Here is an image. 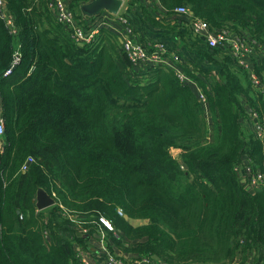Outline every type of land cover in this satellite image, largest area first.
Masks as SVG:
<instances>
[{
  "label": "trees",
  "instance_id": "1",
  "mask_svg": "<svg viewBox=\"0 0 264 264\" xmlns=\"http://www.w3.org/2000/svg\"><path fill=\"white\" fill-rule=\"evenodd\" d=\"M2 1L11 26L0 16V264H80L77 248L100 242V217L113 227L102 228L105 247L121 259L264 264V56L245 69L190 28L199 19L258 48L264 0L125 3L139 44L149 49L145 28L156 29L171 52L192 53L177 64L190 82L164 66H131L123 24L78 45L54 0ZM68 2L78 26L95 27ZM239 164L263 181L246 187ZM38 189L55 205L38 211Z\"/></svg>",
  "mask_w": 264,
  "mask_h": 264
},
{
  "label": "built area",
  "instance_id": "2",
  "mask_svg": "<svg viewBox=\"0 0 264 264\" xmlns=\"http://www.w3.org/2000/svg\"><path fill=\"white\" fill-rule=\"evenodd\" d=\"M126 1L127 0H122L123 6ZM153 1L155 0H145V2L148 4H151ZM123 6L117 15L101 13L100 15L94 17L96 18L95 27L86 31L78 26L75 20V15L69 5L66 3V0H54L51 3V10L55 15L56 21L69 29L70 39L78 45L90 43L93 40V36L98 33L100 27L114 28L113 25L115 26V24H123L121 26L122 31H116H118L120 35L122 34L121 49L131 66L137 67L145 63H150L156 66H164L174 70L180 81L190 82L185 74L177 67V64L180 63V59L167 48L166 44H164L162 40L153 42L151 45H149V49L134 41L133 32L130 27L131 25L127 20L128 18L124 14L125 9H123ZM175 12L179 15L189 14V10L185 7L177 8ZM0 16L6 20L8 26H11V18L6 13L4 2L2 0H0ZM190 28L194 35L205 40L208 47H229L234 59L245 69L250 68L253 60L256 62L260 61V58L257 55L262 54L264 56V51L262 48L264 45L257 48V45L253 40L236 36L228 30L212 32L206 23L199 19H193ZM17 62L18 59L14 61V65L17 64ZM10 73L11 70L9 69L5 74L9 75ZM250 78L254 85L258 84V80L256 79V75L254 73H251ZM192 86H194L197 91L198 100L202 103H205L206 96L202 88L198 87L195 83H192ZM3 134V124L0 121V145ZM31 162L32 158H28L21 167V171L25 172ZM247 179L249 182L252 181V184H254L253 187L258 185L259 182L263 181L262 176ZM119 214L121 215V212H119ZM98 224L100 226L99 234L101 236L100 242L98 243V250L101 256L94 258L92 257L90 250L77 248V258L80 264H161L160 262L155 261L153 258L150 259L143 257L133 261H126L121 259L119 256L111 254L105 247L102 228L112 231L113 227L111 223L103 217L98 219ZM83 233H86V230H83Z\"/></svg>",
  "mask_w": 264,
  "mask_h": 264
},
{
  "label": "water",
  "instance_id": "3",
  "mask_svg": "<svg viewBox=\"0 0 264 264\" xmlns=\"http://www.w3.org/2000/svg\"><path fill=\"white\" fill-rule=\"evenodd\" d=\"M123 6L122 0H91L87 3H81L78 6L79 13L84 20H89L106 12L110 15H117ZM81 45V44H80ZM35 205L38 211L47 209L55 205L53 197L48 195L43 189L36 192ZM125 219H127L125 217ZM153 259L158 261L157 256Z\"/></svg>",
  "mask_w": 264,
  "mask_h": 264
},
{
  "label": "crops",
  "instance_id": "4",
  "mask_svg": "<svg viewBox=\"0 0 264 264\" xmlns=\"http://www.w3.org/2000/svg\"><path fill=\"white\" fill-rule=\"evenodd\" d=\"M72 1H73V3H79V4L85 3L84 2L85 0H72ZM128 1L129 0H127L126 2H128ZM66 3L68 5L71 4L70 2H68V0H66ZM126 4H124V6H123V9H125V10H126ZM110 30H113V32H115L114 29H110ZM145 30H146V32H145V35L143 37L147 38L148 40H153V41H157L159 39H165L166 40V38L159 37V34H156V29H155L154 32H152L150 30V28H145ZM159 33H160V31H159ZM117 35H120V33H118ZM185 50L186 49L181 48V51L179 53L176 52V51H172V53L175 54V55H177L178 58L180 57L179 59H181L180 60L181 61V66H184V65L188 64V62L186 60L190 59L193 56L192 53H189V52H187ZM0 114H1V108H0ZM90 252H91L92 257H94V258H98L99 256H101V254L99 253V250H98V244H97L96 247H94L93 246V243H91Z\"/></svg>",
  "mask_w": 264,
  "mask_h": 264
},
{
  "label": "rangeland",
  "instance_id": "5",
  "mask_svg": "<svg viewBox=\"0 0 264 264\" xmlns=\"http://www.w3.org/2000/svg\"><path fill=\"white\" fill-rule=\"evenodd\" d=\"M68 1H69V0H68ZM153 4H155L157 7L159 6L158 2H156V1H154ZM120 11H121V10H120ZM74 12H75V13H78L77 8L74 9ZM78 22H79V25H80L81 27H83V25L80 23V20H78ZM117 38H118V42H119L120 45H121V43H122V34H121V35H117ZM133 39H134V41L138 42V40H137L135 37H134ZM121 46H122V45H121ZM262 48H263V51H264V47H262ZM206 118H207V120H209L208 114L206 115ZM178 152H179V151H177V150H175V149H171V150H170V153H171L172 155H174V157L176 156V154H178ZM246 169H247V167H244L243 164H239L238 167H237L238 174L240 175L239 177H240V179L242 180V182H244V185H245L246 187L248 186L249 188H252V187L254 186V184H252V181L249 182V180L247 179V177H246V175H245ZM131 224L134 225V226H136V225L140 224V221H134V222H131ZM92 243H93V246H94V247L97 245L96 242H92ZM123 259L126 260V261H130V260H131V257H130L129 255H126V256H124Z\"/></svg>",
  "mask_w": 264,
  "mask_h": 264
}]
</instances>
